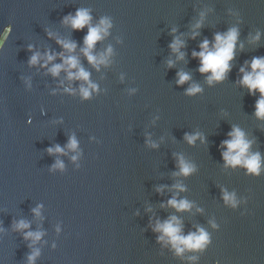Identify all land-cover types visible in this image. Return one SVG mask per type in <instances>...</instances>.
<instances>
[{
	"label": "water",
	"instance_id": "water-1",
	"mask_svg": "<svg viewBox=\"0 0 264 264\" xmlns=\"http://www.w3.org/2000/svg\"><path fill=\"white\" fill-rule=\"evenodd\" d=\"M78 9L89 11L92 25L110 20L92 50L98 56L110 47L106 64L93 66L81 52L87 27L63 23ZM233 27L239 34L231 68L209 84L192 52ZM5 29L0 264H29L34 251L32 264H264V119L254 115L259 93L239 83L241 66L264 57V0H0V36ZM174 37L184 41L183 59L169 47ZM58 40L75 42L71 55L97 86L88 98L80 93L83 80L48 71L63 62L60 53L69 55ZM35 53L42 58L33 65ZM45 53L56 54L47 65ZM178 72L190 80L177 84ZM194 84L201 91L187 94ZM233 127L260 154L259 175L225 166L221 142ZM186 134L199 135L189 144ZM70 137L76 149L67 148ZM55 146L64 151L50 154ZM179 157L195 171L174 175ZM224 192L234 194L235 207ZM173 197L192 207L177 211L167 205ZM171 216L182 235L202 228L210 242L176 254L153 230ZM21 220L27 229L15 228ZM27 232L42 236L33 244Z\"/></svg>",
	"mask_w": 264,
	"mask_h": 264
},
{
	"label": "clouds",
	"instance_id": "clouds-1",
	"mask_svg": "<svg viewBox=\"0 0 264 264\" xmlns=\"http://www.w3.org/2000/svg\"><path fill=\"white\" fill-rule=\"evenodd\" d=\"M203 14H201V19ZM91 15L87 9H78L74 15L65 16L63 23L70 25L73 30H81L87 27V33L83 38V47L81 52L87 58V61L93 66L98 67L99 65L106 64L108 62V56L111 54L112 49L109 47L103 54L93 55L92 50L96 43L102 40L108 35V30L111 27V22L108 18H101L96 25L91 23ZM201 23L198 21L193 28L199 29ZM8 29H5L3 36H0V43H3V39L8 35ZM175 32V29L172 30ZM199 33L195 30L192 33V38H195ZM238 30L236 28H230L225 33H216L213 37V42L204 39L199 45V51H193L192 57L199 60L198 72L201 74L210 73L206 76V81L211 84L212 82H220L225 79L227 72L230 70V61L233 60L235 55V48L238 39ZM259 39V33L255 37H252V41ZM62 48L69 53L65 56L64 53H60L63 60L61 64H54L48 69L53 75L57 76L61 70L67 74L69 80H83L87 87H81L80 93L83 98H88L90 95V89L95 90L96 85L89 82V73L85 71L79 64L78 58L71 53L75 50V42L69 41H57ZM184 46V41L179 37H174L172 43L169 45L171 51L177 54V59H183L184 53L180 49ZM241 49L243 45H240ZM56 54H44V64L47 65L53 61ZM42 57L39 53H35L31 56L29 63L36 64ZM172 61H168V66H172ZM245 66H241L239 72L242 74L239 81L240 85L248 89L249 94L259 93V98L255 104L254 115L258 119H264V57H253L250 62L246 61ZM75 70V71H73ZM178 79L177 84H183L190 80V75L185 72L177 73ZM68 91V89H66ZM201 89L198 85H192L186 93L191 95L200 92ZM197 135H185V139L189 144H192L196 139ZM230 138L221 142V147L225 150L221 153L222 159L225 162V166H242L246 168V174L259 175L261 171V157L259 153H251L249 151L252 141L245 137L242 130L237 127H233L232 130L227 134ZM202 139V138H201ZM77 141L74 137L69 138L67 144L68 149H76ZM155 147V145H153ZM51 153H62L64 149L60 146H55L47 149ZM73 160L76 157H72ZM54 167L62 168L63 165L60 161H57ZM179 172L174 175H189L195 171L193 165L187 163L182 157L178 158ZM180 191H183V187L179 184L174 186ZM159 191V189H158ZM223 200L225 203L236 206V199L234 194L228 192L223 193ZM167 205L175 208L177 211H186L192 207L191 203L187 200H177L175 197L167 201ZM162 207L164 205H161ZM36 216L40 215V206L33 209ZM29 224L23 220L15 224L17 230L27 229ZM213 227H216L213 224ZM156 232L161 233L157 237L158 241H163L166 244H170L175 250L176 254L182 253L184 250H203L206 245L210 242L209 234L202 228H198L196 232L182 235L181 222L176 216H171L166 221H157L153 229ZM42 236L41 232H27L25 238H31L32 243L35 244L40 240ZM38 255V251H34L29 257V264H32L35 256Z\"/></svg>",
	"mask_w": 264,
	"mask_h": 264
}]
</instances>
